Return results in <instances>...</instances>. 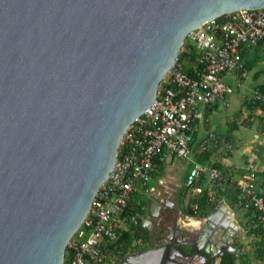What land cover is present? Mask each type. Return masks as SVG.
Wrapping results in <instances>:
<instances>
[{"label": "water", "instance_id": "water-1", "mask_svg": "<svg viewBox=\"0 0 264 264\" xmlns=\"http://www.w3.org/2000/svg\"><path fill=\"white\" fill-rule=\"evenodd\" d=\"M262 7L264 0H0V264H62L123 134L153 102L186 35ZM164 207L149 198L146 217L135 219L142 236ZM217 237L204 227L178 239L189 248L157 243L122 264L234 260L230 237Z\"/></svg>", "mask_w": 264, "mask_h": 264}, {"label": "built area", "instance_id": "built-area-1", "mask_svg": "<svg viewBox=\"0 0 264 264\" xmlns=\"http://www.w3.org/2000/svg\"><path fill=\"white\" fill-rule=\"evenodd\" d=\"M264 46V7L242 9L211 19L189 32L180 53L194 51L191 75L177 57L163 79L151 105L137 116L123 134L113 169L99 187L89 212L68 241L62 264H105L129 256L143 240L121 239L122 213L134 195L150 197L156 161H185L192 155V129L200 106L224 103L233 93L225 76L239 81L247 77L242 52ZM257 94L254 98H260ZM213 138V135H208ZM248 181L239 187L238 206L251 215L250 229L264 230V195L251 184L254 167L249 164ZM208 186L203 188L202 182ZM222 173L209 165L194 163L184 187L195 198L206 192L212 200ZM135 208L143 211L141 202ZM193 211L197 204H191ZM135 216L130 222L135 224ZM129 225L126 230H129Z\"/></svg>", "mask_w": 264, "mask_h": 264}, {"label": "crops", "instance_id": "crops-1", "mask_svg": "<svg viewBox=\"0 0 264 264\" xmlns=\"http://www.w3.org/2000/svg\"><path fill=\"white\" fill-rule=\"evenodd\" d=\"M250 51H243L242 59L246 60ZM181 63L185 70L187 67L188 70L192 67V63L188 62L186 57L181 59ZM224 79L228 82L232 81L229 76H225ZM232 82L238 86L241 81L233 80ZM260 87L263 86L258 88ZM243 99L238 101L235 97L229 96L224 103L200 106L192 129L191 157L186 162L172 159L165 166L156 165L150 185L153 188L150 197L158 200V204L167 201L168 207L163 208L159 218L148 228V236H143L145 239L141 238L142 244L137 246L130 255L153 248L157 243H160L159 245L173 244L176 249L189 248L178 243V239L206 227L210 233H217L219 240L230 237L234 249L239 250L234 258L236 264L242 255H246L247 264H264L263 261L253 258L256 249L255 243L261 237L254 233L249 234L251 215L237 204L239 187H242L250 176V171H247L249 164L254 167L251 179L253 188L264 193V114L258 108H246L244 105L246 99ZM230 104H232L231 107ZM210 134L213 135V138L208 137ZM179 163L182 167L179 166ZM194 163L209 165L222 173V181L218 188L223 195L216 200L215 209L200 218L184 215L182 204L187 201L190 205L193 200L192 197L188 198L184 183L187 173ZM179 171L180 179L178 178ZM202 185L203 188H206L208 182L203 181ZM150 197L132 196L128 205L131 210L135 208L136 202L144 203L143 212L136 214V218L146 217L147 202ZM210 215H216L214 216L215 223H208L213 229L207 226V217ZM130 217L127 211L121 216V219L126 223L122 227L121 238L124 234H130V241H132L138 238L133 236L134 232H139L136 230L135 224L133 225L134 230L131 228ZM128 225L130 226L129 230L124 231ZM139 234L141 235V233ZM245 236L248 238L245 239ZM246 244L249 245L246 246ZM224 255L228 254H223L221 258ZM125 258L105 264H122ZM210 261L214 263L215 260L211 259ZM193 264L200 263L197 261Z\"/></svg>", "mask_w": 264, "mask_h": 264}, {"label": "trees", "instance_id": "trees-1", "mask_svg": "<svg viewBox=\"0 0 264 264\" xmlns=\"http://www.w3.org/2000/svg\"><path fill=\"white\" fill-rule=\"evenodd\" d=\"M184 57H186L187 61L192 63V64L195 61L194 51H190L188 55L185 54V53H180V55L178 56V58L180 60L182 58H184ZM243 65H245V62L243 63ZM244 68L246 69V67H244ZM184 72L187 75H191V69L190 70H188V69L185 70V68H184ZM259 90H260L261 97L257 98V99L254 98L250 102H248V108L249 109L258 108L264 114V87H260ZM156 163L159 164L158 161H156ZM221 181H220V183H221ZM222 195H223V193L220 191L218 186L216 187V192L214 194V201L208 200L206 192H204L202 195H199V196L193 198L192 202L189 205V209L190 210L188 209L187 211H185L184 215L191 216V217H197V218L206 216L210 211L215 209L216 200L218 198H220ZM263 195H264V193H263ZM193 203L197 204V209L195 211H193L192 208H191V204H193ZM141 206H144V203L141 202ZM126 211H127L128 216H136V214H139V213L143 212V211L139 212V210H137V208H134L133 210H131L128 207L125 209L124 212H126ZM124 212L122 213L121 216L124 215ZM131 228L134 230L133 224H132ZM251 233H254V234L259 235L261 237V239L258 242L255 243L256 249H255V252L253 254V258H255L256 260L264 262V237H263L264 230H262V229L252 230L251 229L249 234H251ZM133 236L145 239L143 236H141L137 232H134ZM130 238H131L130 234H124L121 239H124L125 241L130 242ZM205 264H213V263H212V261L209 260ZM220 264H236V263H235V261L233 259H231V257L229 255H224L223 258L221 259ZM237 264H247L246 255L240 256Z\"/></svg>", "mask_w": 264, "mask_h": 264}, {"label": "rangeland", "instance_id": "rangeland-1", "mask_svg": "<svg viewBox=\"0 0 264 264\" xmlns=\"http://www.w3.org/2000/svg\"><path fill=\"white\" fill-rule=\"evenodd\" d=\"M182 49L180 48L179 53L177 57L180 55V52ZM243 63L245 62L244 67L247 68L248 74L247 77L244 79H241L239 85L237 86L235 83L228 82L226 79H223V82L230 85L233 93L230 95V97H235L238 101L243 99L244 105L247 108L248 102H250L257 94H260L259 86L264 87V46L258 47L254 50H251L248 54V58L246 60H242ZM188 69V67H187ZM168 73L166 74V76ZM163 80L160 82L158 89L161 87ZM238 82V81H237ZM157 89V90H158ZM242 96V97H241ZM232 104H230V107ZM188 160H185L186 162ZM179 166L182 167V165L179 163ZM181 171V170H180ZM180 171L178 172V178H181ZM207 180H205L206 182ZM208 182V181H207ZM185 189V187H184ZM189 195V194H187ZM191 196L189 195L188 198ZM214 199V197H213ZM212 199V200H213ZM183 210L187 211L189 209V203L187 201L183 202ZM190 210V209H189ZM248 237L245 236V239ZM249 244H246L248 246Z\"/></svg>", "mask_w": 264, "mask_h": 264}, {"label": "flooded vegetation", "instance_id": "flooded-vegetation-1", "mask_svg": "<svg viewBox=\"0 0 264 264\" xmlns=\"http://www.w3.org/2000/svg\"><path fill=\"white\" fill-rule=\"evenodd\" d=\"M141 212H142V211H141ZM139 214H140V213H139ZM189 235H190V234H189ZM189 235L186 236V237H189ZM186 237H184V238H186ZM181 238L184 239L183 237H181ZM164 245H165V244H164ZM166 245H170V244H167V243H166ZM159 246H162V245H159ZM221 259H222V258H221ZM209 260H211V259H207L206 262L209 261ZM198 262H199V261H198ZM199 263H200V262H199ZM200 264H201V263H200Z\"/></svg>", "mask_w": 264, "mask_h": 264}]
</instances>
